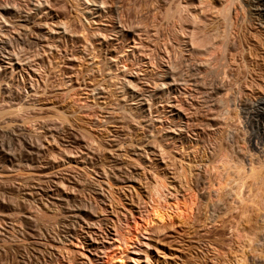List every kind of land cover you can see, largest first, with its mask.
<instances>
[{
    "label": "rangeland",
    "instance_id": "rangeland-1",
    "mask_svg": "<svg viewBox=\"0 0 264 264\" xmlns=\"http://www.w3.org/2000/svg\"><path fill=\"white\" fill-rule=\"evenodd\" d=\"M84 1L0 0L48 25L0 13V264H264V0H104L107 33Z\"/></svg>",
    "mask_w": 264,
    "mask_h": 264
},
{
    "label": "bare ground",
    "instance_id": "bare-ground-1",
    "mask_svg": "<svg viewBox=\"0 0 264 264\" xmlns=\"http://www.w3.org/2000/svg\"><path fill=\"white\" fill-rule=\"evenodd\" d=\"M31 1V0H30ZM37 1V0H36ZM113 1V0H112ZM118 1V0H117ZM28 2V1H27ZM40 2H42V1H40ZM85 2V4H86V6L85 7H87V11H86V9L85 10H83V11H86V16H87V18L88 19H92V21H93V23L95 24V25H97V24H99L98 26H100V24H102L101 23V20H102V22H103V19H101L102 18V15L103 14H105L106 12H109V13H114L115 12V9H116V7L117 6H115V8H112L111 6L112 5H109L110 6V8L108 7V6H106V5H108L109 3H104L105 1L104 0H89V1H84ZM89 2V3H88ZM28 3H30V2H28ZM43 3V2H42ZM50 3V2H49ZM35 4H37L36 2L34 3V7L35 6H38V4L37 5H35ZM46 4V3H45ZM45 4H44V6H45ZM106 4V5H105ZM113 4H115L114 2H113ZM117 4H118V2H117ZM40 5H41V3H40ZM39 5V6H40ZM49 5V4H48ZM88 5V6H87ZM4 6V5H3ZM26 6V5H25ZM39 6H38V8H39ZM19 7V6H18ZM33 7V6H32ZM30 8V10L31 9H36L37 7H33V8ZM42 7V6H41ZM47 7V6H46ZM15 8V7H14ZM12 8V7H9V6H4L3 8L2 7H0V9H1V15L2 16H5V15H13V14H15V15H17L18 16V18L20 17L21 19H19V20H21V21H24L25 22V24H24V28H21L22 26H19L20 28H21V30H24L25 32H27V31H31L30 29H34V30H36V32L37 31H47V30H45V27L46 26H48V25H46L45 23L43 24L41 21H43V20H41L42 18H40L39 19V16L37 15L38 14V12H32V11H27V9L25 10V9H17V8ZM37 8V9H38ZM43 8V7H42ZM44 9V8H43ZM43 9H38L39 11H41V13L43 14V12H42V10ZM46 9V8H45ZM29 10V9H28ZM38 10H36V11H38ZM118 10V9H117ZM116 10V11H117ZM45 11V10H44ZM48 11V10H47ZM46 12V11H45ZM45 12H44V16H45ZM121 12V11H120ZM49 14V13H48ZM82 14H84V12L82 13ZM111 14V15H112ZM115 14V13H114ZM113 14V15H114ZM104 16V15H103ZM120 16V15H119ZM1 17V16H0ZM41 17V16H40ZM85 17V16H84ZM83 17V18H84ZM86 18V19H87ZM105 18V17H104ZM10 19V18H9ZM46 20V19H45ZM44 20V21H45ZM85 21H88V20H85ZM90 22H91V20H89ZM120 21V20H119ZM23 22V23H24ZM22 23V24H23ZM124 23V22H123ZM28 25V27L30 26L29 24H33V27L32 28H29V30L27 29L28 27H26L27 25ZM90 24V23H89ZM88 24V25H89ZM44 25H46V26H44ZM108 25V24H107ZM15 26V25H14ZM59 26V25H58ZM103 26H104V23H103ZM18 26H17V28H19ZM31 27V26H30ZM60 27V26H59ZM62 27H64V26H62ZM105 27H107L106 25H105ZM109 27V26H108ZM111 27V26H110ZM112 27H113V25H112ZM136 27V26H135ZM9 28V27H8ZM19 28V29H20ZM49 28V27H48ZM47 28V29H48ZM66 28H68V26H66ZM95 28H96V26H95ZM100 28H102V30L103 31H105L106 33H107V29L105 30V28L104 27H102V26H100ZM117 28V27H116ZM61 29V28H60ZM64 29V32H65V28H63ZM62 29V30H63ZM96 29H98V28H96ZM114 29V28H113ZM130 29V28H129ZM112 30V29H111ZM126 30V29H125ZM137 30V29H136ZM33 31V30H32ZM66 31H68V30H66ZM145 31V30H144ZM21 32V31H20ZM57 32V31H56ZM55 32V33H56ZM101 32V31H100ZM132 32V31H131ZM134 32V31H133ZM137 32V31H136ZM30 32H28V34H29ZM60 33V32H59ZM58 33V34H59ZM62 33V32H61ZM67 33V32H66ZM95 33H97V32H95ZM122 33V32H121ZM27 34V33H26ZM105 34V33H104ZM124 34V33H123ZM21 35H22V33H21ZM43 35V34H42ZM102 35V34H101ZM137 35V34H136ZM27 35H25V37H26ZM38 36V35H37ZM96 36V35H95ZM119 36V35H118ZM199 36V35H198ZM197 36V34H194L193 33V36H192V39H191V41L193 42V40H194V42L193 43H195L196 44V46H195V44H193L192 42H190V45H191V43H192V48H194V47H196L197 49H199L200 48V50L202 49V48H205L207 45H209V44H205V42H206V40H205V42H204V40H202L203 39V37L202 38H200V37H198ZM24 37V34H23V38H25ZM60 37H61V35H60ZM102 37H103V35H102ZM30 38V37H29ZM100 38V37H99ZM99 38H97V39H99ZM104 38V37H103ZM33 39H35V38H33ZM102 39V38H101ZM108 40H110V39H108L107 37H106V39H103V40H99L100 42H99V46H101L102 45V47L103 46H107V44L109 43V41ZM131 40V39H130ZM32 42V41H31ZM111 42V41H110ZM24 43V42H23ZM207 43V42H206ZM31 44V43H30ZM101 44V45H100ZM27 45V44H26ZM111 45V44H110ZM109 45V46H110ZM126 45V44H125ZM211 45V44H210ZM210 45H209V47H210ZM194 46V47H193ZM47 47V46H46ZM104 47V48H105ZM140 47H142V46H140ZM101 48V47H100ZM137 48V47H136ZM195 49V48H194ZM193 49V50H194ZM142 50V49H141ZM199 50V51H200ZM134 52V51H133ZM141 52V51H140ZM106 54V53H105ZM140 54V53H139ZM148 55V54H147ZM13 56H14V54H13ZM145 56V55H144ZM16 57V56H15ZM107 57V56H106ZM17 58V57H16ZM1 59V58H0ZM27 59V58H26ZM137 59V58H136ZM170 59V58H169ZM151 60V59H150ZM7 61V60H6ZM12 61V60H11ZM27 61V60H26ZM152 61V60H151ZM170 61V60H169ZM30 62V61H29ZM1 63H2V61L0 60V65H1ZM12 63V62H11ZM170 63H172V62H170ZM14 64V63H13ZM10 65L11 66V69H12V67L14 66V65ZM29 64V63H28ZM129 64H131V63H129ZM8 65V66H9ZM21 65V64H20ZM166 65V66H165ZM112 66V65H111ZM163 66V65H162ZM164 66H165V70H164V72L165 73H170L172 70H176V69H174L173 68V63L172 64H164ZM177 66V65H176ZM14 67H16V66H14ZM133 68V67H132ZM164 68V67H163ZM13 69H15V68H13ZM31 69V68H30ZM180 69V68H179ZM178 69V70H179ZM33 70V69H32ZM131 69H128V73L126 74V73H124V74H126L125 75V77L126 78H124L123 76V78L125 79V80H123L124 81V83L126 82V84L128 85H133V83L134 82H136V83H134V84H137V80L139 79V74H138V71L135 73V70L132 72H129ZM177 71V70H176ZM188 71V70H187ZM34 72V71H33ZM123 72V71H122ZM126 72V71H125ZM163 72V71H162ZM17 73H18V71H17ZM178 73H179V71H178ZM122 74V73H121ZM162 74V73H161ZM172 74V73H171ZM195 74V73H194ZM149 75V74H148ZM164 75V74H163ZM2 76V75H1ZM139 76V77H138ZM141 76H142V74H141ZM164 77V76H163ZM166 77H168V76H166ZM166 77L164 78V79H166ZM142 78V77H141ZM161 78V77H160ZM181 78V77H180ZM186 78V77H185ZM159 79V78H158ZM163 79V80H164ZM179 79V78H178ZM196 79V78H195ZM143 80V79H142ZM162 80V79H161ZM190 80V79H189ZM163 82V81H162ZM176 82V81H175ZM183 82V81H182ZM204 82V81H203ZM140 83V82H139ZM122 84V83H121ZM141 84V83H140ZM164 84V83H163ZM162 84V85H163ZM165 84H167V83H165ZM170 84V83H169ZM177 84V83H176ZM170 85H172V84H170ZM129 87V86H128ZM127 87V88H128ZM158 87V86H157ZM165 87H167V85H165ZM168 87H171V86H168ZM214 87V86H213ZM131 88V87H130ZM134 88H135V85H134ZM134 88H132V89H134ZM136 88H137V86H136ZM136 88L132 91L133 93H138L137 91H136ZM138 89V88H137ZM139 89H142V88H139ZM138 89V90H139ZM205 89V88H204ZM145 90V89H144ZM173 90V89H172ZM184 90V89H183ZM124 91V90H123ZM140 91V90H139ZM153 91V90H152ZM166 91V90H165ZM175 91V90H174ZM144 92V91H143ZM145 92H147V93H149L148 91H145ZM152 94H153V97H156L155 95H154V93H151V96H152ZM185 94V93H184ZM127 95V94H126ZM149 95V94H148ZM185 96V95H184ZM132 97V96H131ZM153 97H149L150 99H152V101H153ZM163 97H165V96H163ZM162 97V98H163ZM158 98H161V97H158ZM156 99V98H155ZM167 99V98H166ZM173 99V98H172ZM248 99V98H247ZM246 99V100H247ZM143 100V99H142ZM240 100V99H239ZM152 101H151V104H152ZM163 101V100H162ZM162 101H161V103H162ZM166 102H167V100H165ZM171 100H168V102H170ZM148 102V101H147ZM150 102V101H149ZM148 102V103H149ZM172 102V101H171ZM244 102V101H243ZM147 103V104H148ZM157 103H159V102H157ZM146 104V102H144V104H143V102L141 103V105H142V109H146V107H148V106H146L147 105ZM173 104V103H172ZM180 104V103H179ZM153 105V104H152ZM160 105H162V104H160ZM164 105V104H163ZM162 105V106H163ZM170 105V104H169ZM169 105H165V106H167V108H168V106ZM177 105V104H176ZM175 105V106H176ZM173 106V105H172ZM174 106V107H175ZM136 107V106H135ZM154 107L156 108V106H155V104H154ZM157 107H158V104H157ZM149 108H151V106L150 107H148L147 109H149ZM160 108V107H159ZM158 108V109H159ZM178 108V107H177ZM176 108V109H177ZM153 109V108H152ZM152 109H150L151 111H152ZM157 109V108H156ZM155 109V110H156ZM202 109V108H201ZM170 110V109H169ZM171 110H172V108H171ZM175 112L177 111V110H175V109H173ZM179 111H181L180 110V108H179ZM186 111V110H185ZM162 112V111H161ZM175 112H174V114H175ZM214 112V111H213ZM221 112V111H220ZM160 113V112H159ZM179 113V112H178ZM177 114V113H176ZM218 115V114H217ZM156 116V115H155ZM176 116V115H175ZM207 116V115H206ZM189 117V116H188ZM158 118V117H157ZM172 119V118H171ZM157 120V119H156ZM214 120V119H213ZM180 121V120H179ZM191 121V120H190ZM161 124V123H160ZM171 125V124H170ZM189 125V124H188ZM191 125V124H190ZM177 129V128H176ZM191 130H192V128H191ZM181 131V130H180ZM252 131V130H251ZM177 132H175V134H176ZM182 134V133H181ZM181 134H178L179 135V138H181V139H184L182 136L183 135H181ZM195 134V133H194ZM175 136V135H174ZM190 137V136H189ZM177 139V138H176ZM249 143L253 146V145H255L254 144V141L252 140V139H249ZM260 150V149H259ZM253 151V150H252ZM261 152V151H260ZM259 152V153H260ZM262 153V152H261ZM163 156H165V155H163ZM258 156V155H257ZM69 158V157H68ZM163 158V157H162ZM252 158V157H251ZM164 159V158H163ZM244 163V162H243ZM247 165V164H246ZM33 167V166H32ZM244 167V166H243ZM253 167V166H252ZM251 167V168H252ZM250 168V169H251ZM254 168V167H253ZM255 169V168H254ZM253 171V170H252ZM254 172H255V170H254ZM254 172H251V175H253V177H254ZM105 174V173H104ZM42 175V174H41ZM256 175V174H255ZM46 176V175H45ZM106 176V175H105ZM197 176V175H196ZM50 177V176H49ZM109 177V176H108ZM198 177H199V175H198ZM197 177V178H198ZM104 178V177H103ZM115 178V177H114ZM113 178V179H114ZM109 180H112L111 178L109 179ZM115 180V179H114ZM114 180H112V182H114ZM134 181H135V183H136V180L134 179ZM134 181H132V180H129L128 179V181H127V183H129V186L131 185L132 186V188H134L133 187V185H134ZM111 181H110V184L112 183ZM116 182H117V180H116ZM115 183V182H114ZM196 183V182H195ZM56 184V183H55ZM106 184H107V182H106ZM126 184V183H125ZM198 184V183H197ZM128 185V184H127ZM47 193V192H46ZM98 193V192H97ZM101 194V193H100ZM56 195V194H55ZM61 195H63V194H61ZM103 195V194H102ZM65 196V195H64ZM53 197V196H52ZM66 198V197H65ZM195 198V197H194ZM62 199V198H61ZM67 200V199H66ZM192 200V199H191ZM264 200V199H263ZM58 201V200H57ZM42 202V201H41ZM47 202V201H46ZM55 202V201H54ZM189 202V201H188ZM188 204V203H187ZM185 202H179V201H176L175 203H170V202H167V201H165L164 203H154L152 206H151V210L149 211V216H148V218H146V219H144L143 220V224H141L140 226L142 227V230L143 231H145V232H147V231H149V229L151 228V227H153V228H161V227H163V226H165L168 222H171L174 218H175V216H177V215H183V214H186L187 213V215L189 214L190 215V213H191V211H192V208L194 207H192V204L191 205H187ZM264 204V203H263ZM55 205V204H54ZM92 206V205H91ZM90 206V207H91ZM46 207V206H45ZM48 208V207H47ZM262 209L264 208L263 206L261 207ZM261 210V209H260ZM264 210V209H263ZM259 213V215H257ZM78 215V214H77ZM66 216V215H65ZM255 216H258L257 218H258V221H259V223L257 222L256 223V227L254 226V232H252V234L251 235H249V234H246L245 232V235H244V237H242V238H244L243 240H245L246 241V243H247V246H248V248H250V249H255L256 247H258L259 245H264V212H257L256 214H255ZM80 219V218H79ZM84 220V219H83ZM92 220V219H91ZM66 221V220H65ZM79 221H81L82 222V220H79ZM83 223V222H82ZM91 224H93V223H91ZM86 225H87V223H86ZM88 225H90V224H88ZM137 225V224H136ZM91 226V225H90ZM138 226H139V224H138ZM89 227V226H88ZM137 227V226H136ZM136 229V228H135ZM243 229V228H242ZM245 229V228H244ZM252 229H253V227H252ZM136 230H138V229H136ZM243 231V230H242ZM246 231V230H245ZM87 233V232H86ZM109 233V232H108ZM90 235V234H89ZM92 235V234H91ZM240 238V237H239ZM83 240V242L87 245V246H92L93 244H94V241H93V239H92V237H90V236H88V234H87V236H84V239H82ZM244 243V242H243ZM243 245H245V244H243ZM247 246L245 247V246H243V248L245 247L246 249H247ZM245 249V250H246ZM250 249H248V250H250ZM244 250V251H245ZM246 252H248V251H246ZM246 252H244V253H246ZM251 253H252V251H251ZM251 253H250V255H251ZM116 254V253H115ZM245 255V254H244ZM246 256H247V254H246ZM243 257H245V256H243ZM248 257H249V255H248ZM114 260H116L115 261V263L116 264H122L123 262H122V259H115V258H113ZM246 259H247V257H246ZM245 260V259H244ZM244 264H246V263H244Z\"/></svg>",
    "mask_w": 264,
    "mask_h": 264
}]
</instances>
